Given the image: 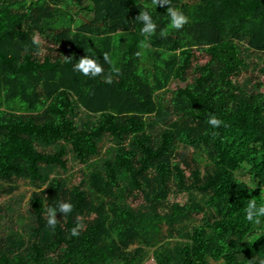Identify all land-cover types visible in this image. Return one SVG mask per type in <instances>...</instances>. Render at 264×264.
<instances>
[{
  "label": "trees",
  "instance_id": "obj_1",
  "mask_svg": "<svg viewBox=\"0 0 264 264\" xmlns=\"http://www.w3.org/2000/svg\"><path fill=\"white\" fill-rule=\"evenodd\" d=\"M164 2L0 0V264L264 260L245 214L264 203V0ZM86 55L102 73L75 70Z\"/></svg>",
  "mask_w": 264,
  "mask_h": 264
},
{
  "label": "clouds",
  "instance_id": "obj_2",
  "mask_svg": "<svg viewBox=\"0 0 264 264\" xmlns=\"http://www.w3.org/2000/svg\"><path fill=\"white\" fill-rule=\"evenodd\" d=\"M170 2V0H165L164 3ZM167 15L170 18V27L174 29H180L187 22V17L184 15L182 11L179 9L169 7L167 9ZM138 19L143 21V27L141 29L142 33L147 35H152L157 27L155 21L152 19L148 12H142ZM107 58V56H105ZM75 70L82 72L85 75L91 74L92 76H96L103 71V67L100 62L91 56H85L79 59L78 63L74 65ZM109 82L111 81V77H108ZM208 123L212 125L214 128L220 126L223 121L219 119L216 115H210L208 118ZM71 203H61L57 208H50L48 211V220L47 223L49 226H54L57 223L56 212L57 210L68 213L72 210ZM246 219L251 222L253 226L260 225L262 223L261 217H264V203H260L259 205L255 200H249L247 207L245 209ZM72 235H78L77 228H73L71 230ZM260 264H264V260L260 262Z\"/></svg>",
  "mask_w": 264,
  "mask_h": 264
},
{
  "label": "rangeland",
  "instance_id": "obj_3",
  "mask_svg": "<svg viewBox=\"0 0 264 264\" xmlns=\"http://www.w3.org/2000/svg\"><path fill=\"white\" fill-rule=\"evenodd\" d=\"M41 44H42V52L41 54L39 55H36V58L38 59H41L43 60L44 56L45 55H51L53 58H57L58 57V46L54 43H50L48 42L47 40H44L40 37L37 38ZM252 53V56H253V52ZM262 57H264V55H262ZM254 60H256V55L253 56ZM209 59V56H207V54L205 53H201L199 54V57L194 61V64H203V63H206ZM188 76L190 77L189 80H191L193 74L189 71L188 72ZM262 80H263V83H264V76L262 77ZM263 91H264V87H263ZM202 150L204 152L208 151L209 150V147H206V146H203L202 147ZM83 165H75L74 168H73V172L76 174L74 179H73V182L77 183L79 182V180L81 179L82 177V173H83ZM187 173L189 174V171L187 170ZM238 176L241 177L242 179L244 180H248L249 176L246 172V170H242L238 173ZM34 191V188L30 185H27L23 182H18L17 184V191L16 193H25L27 195V198L26 200L24 201V204L25 205L23 207V210L26 209V204H27V201L29 200V196L31 195V193ZM10 198V195L9 194H4L0 197V207H3L5 202L8 201V199ZM131 203L133 205H137L139 204L141 201H142V198L140 196L136 197V198H133L130 200ZM146 264H156L154 262L153 259L149 260Z\"/></svg>",
  "mask_w": 264,
  "mask_h": 264
}]
</instances>
